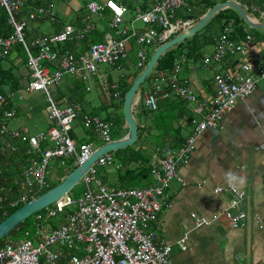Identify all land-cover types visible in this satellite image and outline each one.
I'll list each match as a JSON object with an SVG mask.
<instances>
[{
  "label": "built area",
  "instance_id": "2783aa9c",
  "mask_svg": "<svg viewBox=\"0 0 264 264\" xmlns=\"http://www.w3.org/2000/svg\"><path fill=\"white\" fill-rule=\"evenodd\" d=\"M185 1L155 0L147 10L136 7L131 16H126L130 13L126 6L112 0L102 4L93 1L87 5L88 21L82 28L66 26L52 36L28 42L27 19H51L54 17L51 8L36 5L37 0H0V8L5 11L11 28L8 36L0 37V57L6 56L15 45L22 47L30 77L26 91L45 96L47 116L53 123L51 129L35 134H30L24 128H11L10 123L16 119L14 101L23 97L13 91L0 93V136L26 144V154L29 156L21 177L14 182L18 198L9 201L8 206L26 203L35 198L38 191L50 185L51 161L59 160L61 165L72 161L77 167L96 149L112 142L110 123L97 116L82 115L81 106L78 105L58 107L51 96L52 88L65 75L81 76L84 80L87 76L101 79L103 75L99 67H117L127 57L132 40L140 47H149L156 42L163 44L187 30L192 25L191 21L175 18L176 10ZM105 10L111 13L107 25L113 35L107 34L104 43H93L85 52H61L52 48L85 39L96 28L91 19L96 16L101 18ZM261 16H264L263 11ZM136 22L144 26L142 32L135 26ZM230 32L225 30L214 39V51L204 57V65L217 64L229 56L249 52L254 44L253 37L246 34L236 41L229 37ZM136 59L138 68L145 66L147 59L144 49L137 51ZM42 62L54 66L55 70L52 71ZM183 62L185 57L181 56L171 71L159 72L153 89L143 97L144 106L149 111L157 109L159 99L167 96V90L195 105L196 117L190 120L191 132L185 143L168 156L156 159L150 168L153 184L143 188H110L104 185L96 178V167L111 165L112 157L110 153L101 156L81 179L84 185L82 196L73 199L70 192L44 212L34 214V240L37 244L34 245L29 239L28 231L18 241H6L0 246V264H176L171 259V247L163 243L149 226L164 208L170 207L166 201V191L173 181L182 182L178 169L188 163L195 141L207 129L216 127L224 114L230 112L237 102L245 101L258 83L264 81V52L255 56V61L242 63L230 73L215 74V96L211 100L199 101L192 90L180 81L179 72ZM86 89L90 90L89 87ZM113 96L117 97L116 94ZM77 119H81L84 128L92 129L100 137L101 146L94 148L91 143H75L70 133ZM213 193L230 195L227 209L212 216L210 221L191 214L195 226H207L223 217L231 228H243L247 218L242 209L245 193L233 186L216 187ZM71 207H75V210L66 213ZM57 217L64 220L53 227L49 223ZM185 242L186 238L177 242L182 251L187 250Z\"/></svg>",
  "mask_w": 264,
  "mask_h": 264
},
{
  "label": "crops",
  "instance_id": "0c3cea01",
  "mask_svg": "<svg viewBox=\"0 0 264 264\" xmlns=\"http://www.w3.org/2000/svg\"><path fill=\"white\" fill-rule=\"evenodd\" d=\"M93 1L102 4L107 0H37L36 5L51 8L54 17L51 19L45 18L31 21L27 19V41L33 42L44 36H52L61 32L66 26H72L76 29L82 28L85 22L88 21L87 16L89 13L87 5ZM112 1L115 2V0ZM154 1L155 0H117V3H115L126 6L130 11L126 16H131L136 7L139 6L142 10H147ZM202 1L203 0H186L185 3L176 10L175 18L179 20H189L192 24L199 21L210 9H207L204 13H200ZM234 1L242 6L239 1ZM55 2H60L63 5L60 11L54 10ZM217 3L218 1L216 4ZM242 7L246 11V8L244 6ZM254 12L258 13L254 14ZM246 13L254 22L264 24V16H261V11H258L257 8H253L252 12L246 11ZM189 14L195 19H188L187 16ZM110 17V11L105 10L101 18L96 16L91 19L95 22L96 28L88 35L94 33L92 35L99 37V42L96 43H104L107 34L113 35L107 25ZM127 21H125V23ZM43 23H49L52 28L51 32L40 33L38 26ZM242 26L243 25H240L239 27L241 28ZM262 26L251 32L243 26L244 36H238L237 39H235L239 41L243 39L246 34H250L253 37L254 44L246 55L229 56L220 63L206 66L204 65L203 59L205 56H210L213 53L215 41L208 44L203 42L202 48L206 46V53L203 52L201 48L200 52L202 54L198 60L190 59L185 52H182L174 60L170 70H155L149 77V88L147 90H141L143 92L140 91L137 98L134 100L132 113L136 123L142 127L147 126L145 118L141 114L142 105L145 110H148L143 103L144 94L147 93L148 90L151 91L153 89L154 81L158 73L161 71H171L175 63L180 60L181 56L185 57V62L180 66V81L184 86L192 90L199 101L203 99L211 100L215 96V85L213 81L215 74L230 73L237 69L242 63H251L255 61V56H259L264 52V27ZM228 27V30L232 31L229 37L231 38L233 36L232 38H236L233 32L235 29L231 27V23ZM143 29L144 26L138 30L142 32ZM215 38L216 37L213 39ZM83 40L77 43L54 45L52 48L61 52L64 50L85 52L91 43L83 47V44H81ZM160 45L161 44L156 42L152 46L159 47ZM208 46L212 47V50H209ZM19 47V45H15L6 56L0 57V71L2 70L9 73L11 77L7 84H1L3 79L0 78V93L4 94L8 91H12L10 88L13 87V83L16 80L19 83V88L13 92L23 97L22 100L14 101L16 114L17 112L18 114L16 115V119L10 123V127L24 128L30 134L47 131L53 127V123L48 119L46 112L47 101L45 96L41 93H30L26 91L30 77L26 67V54L23 49ZM150 47L151 46H149V48ZM18 48L20 50H18ZM145 48L147 47H140L132 40L128 47L127 57L123 59L117 67H110V70L103 73L100 72L104 78L102 77L99 79L85 75L87 78L84 80L81 76L65 75L62 81L51 90L53 100L60 108L69 105H78L81 106L82 115H93L97 117L99 116L95 114L93 110L99 109V107L104 108L105 111L113 107L120 108V93H114L117 95V97H114L111 90L117 87L119 77H124L125 74L131 76L135 71L137 72V70L144 69L151 56L148 58L145 51L147 61L142 68L137 67L136 56L138 50ZM14 49L18 52H23L25 56L20 59L11 58L10 53ZM32 49L35 51V48ZM42 64L44 66H49L48 63L45 62H42ZM128 64H131L134 70H130ZM49 67L52 71L55 70L54 66ZM20 69L21 73L18 75ZM114 71L117 72L118 75H113L112 73ZM128 81H130L129 78ZM87 87L90 88L89 91H87ZM90 93L92 94L91 96H89ZM38 94L43 98L44 103L40 102ZM167 97L179 98L170 90H167V96L165 98ZM165 98L159 100L163 101ZM179 99L182 100L181 98ZM182 101L185 103L184 110L182 111L184 116L180 119L179 125L182 127L181 131L184 142L171 153L177 151L185 143L191 132V125L187 122L188 116H190V118L196 117L194 113L195 105L185 100ZM164 102L165 101L162 103ZM18 103H20V106ZM17 105L18 108H16ZM115 108H113L114 111L111 110V114H117L116 112H118V110H115ZM102 120L110 123V120ZM112 128L113 124H111V129ZM78 129H81L82 132L77 133L76 131ZM126 134L127 127L123 117V121L119 120L118 139L124 137ZM70 135L76 144L91 143L94 148L101 146L100 137L92 129L84 128L81 119H77L74 122ZM143 136L144 142L146 140L145 134ZM4 137H6L5 140L9 138L7 136ZM0 138L3 137L0 136ZM148 145L149 147H147V150L152 152L149 158L148 172L142 173L143 170L139 169V166L127 162L128 164L126 163L123 171L124 173L122 174L119 169H122L124 165L121 166L122 162H120L119 169L115 168L116 173L112 182L108 183L103 178H96L102 183L104 182V185L110 188H124L125 186L143 188L151 186L154 180L150 174V168L156 159L163 158V156L169 153H166L168 149L159 153V149L153 148L150 141ZM263 145L264 81L258 83L252 95L245 101L237 102L230 112L224 114L223 119L216 127L207 129L195 141V148L190 155L188 163L178 169V174L182 182L173 181L166 191V201L170 203V207L162 210L158 218L150 224L149 229L155 231L160 240L171 247V259L174 263L264 264ZM137 147L138 145H134V148ZM141 148H144L143 144ZM123 154L126 155L127 153ZM55 161L57 160H54L53 164ZM51 166L53 167V165ZM109 166H113V160L112 164ZM109 166L96 168H106ZM97 173L98 170H96V174ZM51 174L50 172L49 179ZM225 186H233L237 190L245 193V203L242 207L247 214L245 226L243 228L233 229L223 217H220L216 222L210 225L196 227L194 220L191 218V214H195L197 217L210 221L212 216L219 215L227 209L230 195L227 193L215 195L213 193L216 187ZM63 220L64 218L57 217L50 222L53 227H56L60 225ZM53 221H58V223L54 224ZM183 238H186L185 246L187 250L185 251H182L177 246V242Z\"/></svg>",
  "mask_w": 264,
  "mask_h": 264
},
{
  "label": "trees",
  "instance_id": "16d2710c",
  "mask_svg": "<svg viewBox=\"0 0 264 264\" xmlns=\"http://www.w3.org/2000/svg\"><path fill=\"white\" fill-rule=\"evenodd\" d=\"M225 1H229V0H221V2H225ZM237 1H239L242 4V6L246 8V11L248 12L250 11L252 12L253 8H257L258 11H264V0H237ZM216 2H217L216 0H203L202 4L200 5L201 6L200 13H204L207 9L214 6ZM257 13L258 12H254V14ZM187 18L192 19L194 17L189 14ZM230 23H231V27L235 29L233 30V32L235 33L234 37L236 38H232L233 36L231 37L234 40L237 39L238 36L239 37L244 36L243 33L244 27H246L249 30V28L244 24V22L237 14V12L234 11L233 9H225L219 11L207 23V25L203 29H201L191 38H188L184 42L179 43L173 49L166 51L157 60L154 69L163 70V71L170 70L172 68L174 60L182 52H185L188 58L193 60H198L202 54L200 50L203 46V42H206V44H208L214 41L213 39L214 37H217L220 33L229 29L228 25ZM213 24L216 25L219 24V33L212 38L208 36L207 33L211 30V26ZM240 25H243L244 27L242 26L243 28L242 27L240 28L239 27ZM10 33H11V28L8 25L6 13L2 8H0V37L8 36ZM92 34L88 35L85 38V40H83V42L81 43L83 44V47H85V45H87L88 43L92 44L99 42V37L94 36ZM230 34H232V31L230 32ZM19 48L18 50H20ZM141 70L142 69H140L138 72L135 71L131 75L132 77L126 74L124 75V77L123 76L119 77L117 87L111 90L113 94L116 92L120 93L121 107L123 106V98L126 92L129 90L133 80L137 77V75L140 73ZM6 73L7 72H4L2 70L0 71V78L3 79L1 84H7L8 81H10L11 79L10 74L9 73L6 74ZM128 78L130 79V81H128ZM18 85H19L18 81L15 80V82L13 83V87H11L10 90L15 91L17 88H19ZM163 101L165 102L162 103ZM163 101L162 100L158 101L157 109L154 111L145 110L142 105L141 114L142 116H144L147 126L142 127L139 124H137L138 138L136 143L134 144V145H138L137 148L132 149V147H128L122 150L123 153H127L122 158L121 166L122 165L124 166L122 170L119 169V171H121L122 174L124 173L123 171L125 169V165L127 162L139 166V169L143 170L142 173L146 171L148 172L149 158L151 157L152 154L151 151L147 150V147H149L148 145L149 141L151 142V146L153 148L155 147L159 149V153H162L168 149L166 153L169 154H171L173 150H175L184 142V138L182 136V131H181L182 127L179 125V121L184 116L182 111L184 110L183 108L185 106V103L177 97L176 98L167 97L163 99ZM109 119H110V115H107L106 120ZM190 120L191 118L190 116H188L187 122H189V124H190ZM120 121H123V117L122 120ZM144 134L146 140L143 142ZM5 139L6 137L0 138V200H1L0 222L24 204V203H19L14 207L8 206L9 201L18 198V194L16 191L17 187L14 182L21 177L22 170L26 167V162L27 159L29 158V156L26 154V149H27L26 144L19 143L20 141L18 142L17 140H13L9 138L7 140ZM142 144L144 148H141ZM10 148H13V150ZM54 165H60L59 161L58 160L55 161ZM72 168L73 171L76 167L73 166ZM62 180H60L59 177L54 182H51L50 180V185L47 188L38 191L35 197H38L43 193H45L46 191L50 190L58 183H60ZM124 188H134V187L125 186ZM42 212H44V210ZM33 218L34 215L27 218L20 225H18L13 231H11L9 237L0 240V246L3 245L6 241H10L11 240L10 238L14 237L15 235L20 237L18 240L24 238L25 231L30 230V228L33 227L34 224ZM13 241L15 242L17 240H13Z\"/></svg>",
  "mask_w": 264,
  "mask_h": 264
},
{
  "label": "water",
  "instance_id": "95a60500",
  "mask_svg": "<svg viewBox=\"0 0 264 264\" xmlns=\"http://www.w3.org/2000/svg\"><path fill=\"white\" fill-rule=\"evenodd\" d=\"M225 9H233L240 16L242 21L252 29H258L260 26L264 27V24H258L254 22L245 9L236 1L230 0L220 2L212 6L207 13L197 22L192 24L187 30L182 31L170 40L161 44L152 53L148 63L144 69L133 80L131 87L126 92L123 99V117L127 127V134L117 140H113L104 146L96 149L92 155L82 164L77 166L71 173H69L60 183L46 191L42 195L31 199L24 203L13 213L7 216L0 222V240L9 236L18 225H20L27 218L32 215L43 211L44 209L52 206L57 201L64 198V196L72 191V189L81 181L84 174L95 164V162L103 155L113 151L124 150L133 146L138 138V127L133 117L132 109L134 100L140 93V87L143 82L149 77L154 69L157 60L166 52L173 49L179 43L184 42L186 39L191 38L201 29H203L207 23L219 12Z\"/></svg>",
  "mask_w": 264,
  "mask_h": 264
},
{
  "label": "rangeland",
  "instance_id": "374dc122",
  "mask_svg": "<svg viewBox=\"0 0 264 264\" xmlns=\"http://www.w3.org/2000/svg\"><path fill=\"white\" fill-rule=\"evenodd\" d=\"M86 1H89V0H86ZM219 2H221V0H216ZM115 2L117 3V0H115ZM63 7V5L60 3V2H55L54 3V10L55 11H60L61 8ZM135 26L140 29L142 28V24L139 23V22H136L135 23ZM38 30L40 31V33H47V32H51L52 28L50 27L49 23H43V24H40L38 26ZM249 31H255V29H250L249 28ZM219 33V24L216 25V24H213L211 26V30L207 33L208 36L210 37H214L215 35H217ZM206 35V33H205ZM158 46H151L150 48L147 47L144 49V51H146L147 53V56L148 58L152 55V53L157 49ZM208 49L209 50H212V47L208 46ZM202 51L206 53V46L202 48ZM136 54V52H135ZM19 56V57H18ZM25 55L23 54V52H18L17 50H12V52L10 53V57L13 58V59H20V58H23ZM2 66H3V62H2ZM128 67L130 70H134V67L131 65V64H128ZM155 68V67H154ZM100 69V72L103 73L105 71H108L110 70L111 68L108 67V66H105V65H101L99 67ZM139 70H137L138 72ZM155 72V69L152 70L151 74ZM21 73V69L19 70L18 72V75H20ZM111 73V72H110ZM113 75H116L117 72H113L112 73ZM150 74V75H151ZM118 75V74H117ZM149 75V77H150ZM149 77L143 82V84L141 85L140 87V91L141 90H147L149 88ZM151 87V86H150ZM152 88V87H151ZM149 91V90H148ZM92 94L90 93L89 96H91ZM39 96V100L41 103H44L43 101V98L40 96V94H38ZM18 105L20 106V103H18ZM18 105L16 106V108H18ZM115 108V107H113ZM113 108H110V109H107V111H105L104 108H101L99 107V109H94L93 111L95 112V114H97L101 119H105L107 118V114H110V123L113 124V128L111 129V133H110V138H111V141L115 140V139H118L119 137V120H122V117H123V107H120V108H115V110H118V112H116L117 114H111V110L114 111ZM16 110V109H15ZM77 133L79 132H82L81 129H78L76 131ZM82 134V133H80ZM79 134V135H80ZM19 142V141H18ZM21 143V142H19ZM132 149H135L134 148V145L131 146ZM111 156H112V160H113V166H109V167H106V168H97L98 170V173L96 174V177L99 178V179H105L108 183L109 182H112L114 180V175L116 173L115 171V168L116 169H119L117 167V165L122 162V158L124 157V154L122 152V150H118V151H113V152H110ZM51 164L53 165V167L51 168L50 172L52 173L51 174V177H50V180L51 182H54L57 180V178L59 177L60 180L64 179L69 173L72 172V163L70 161L66 162L64 165H54L53 164V161H51ZM120 165V164H119ZM118 165V166H119ZM122 170V169H120ZM121 172V171H120ZM104 184V182H103ZM107 184V183H105ZM91 186H93V183H91ZM83 190H84V187L81 183V181L72 189V197L73 199H77L78 197L82 196L83 194ZM75 207H71L69 209H67L65 212H70V211H73ZM54 224H57L58 221H53ZM51 224V222L49 223ZM48 227V226H47ZM29 232V239H31L33 241V244L36 245L37 244V241L34 240L35 238V233H36V228L35 226L33 225L32 228H30V230H27ZM9 237V236H7ZM6 237V238H7ZM20 237L15 235L14 237L10 238L11 241L13 240H17L19 239Z\"/></svg>",
  "mask_w": 264,
  "mask_h": 264
},
{
  "label": "clouds",
  "instance_id": "9594fccd",
  "mask_svg": "<svg viewBox=\"0 0 264 264\" xmlns=\"http://www.w3.org/2000/svg\"><path fill=\"white\" fill-rule=\"evenodd\" d=\"M230 1V0H229ZM234 1V0H233ZM192 26V25H191ZM176 36V35H175ZM173 38V37H172Z\"/></svg>",
  "mask_w": 264,
  "mask_h": 264
}]
</instances>
